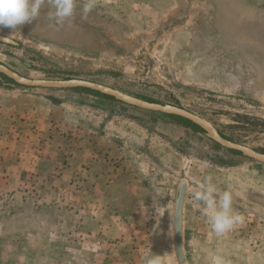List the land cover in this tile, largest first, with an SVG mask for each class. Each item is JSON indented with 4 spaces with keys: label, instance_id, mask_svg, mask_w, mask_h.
Segmentation results:
<instances>
[{
    "label": "rangeland",
    "instance_id": "rangeland-1",
    "mask_svg": "<svg viewBox=\"0 0 264 264\" xmlns=\"http://www.w3.org/2000/svg\"><path fill=\"white\" fill-rule=\"evenodd\" d=\"M86 3L74 0L72 16L57 23L51 0H44L31 22L0 27V35L16 43L0 42V63L30 78L83 79L182 107L227 139L264 152V0H94L85 15ZM8 84L1 87L58 103L63 113L57 116L85 114L83 127L100 131L99 121L108 118L116 142L127 144L133 173L122 181L126 203L113 211L101 201L84 213L63 210L49 181L43 189L25 183L3 195L0 264H145L148 254L176 264L171 214L179 177L190 180L191 195L207 176L221 192H237L244 187L228 185L227 171L245 162L264 170V163L218 149L158 113L120 102H105L107 111H100L95 103L103 101L90 94ZM86 98L94 105L78 102ZM257 200L264 203V196ZM243 203L233 199L234 212ZM11 207L16 212L5 211ZM190 207L183 205L186 264H212L217 255L226 264H264L263 210L257 231L236 225L218 235L201 210ZM246 235L250 243L241 242Z\"/></svg>",
    "mask_w": 264,
    "mask_h": 264
},
{
    "label": "crops",
    "instance_id": "crops-1",
    "mask_svg": "<svg viewBox=\"0 0 264 264\" xmlns=\"http://www.w3.org/2000/svg\"><path fill=\"white\" fill-rule=\"evenodd\" d=\"M1 86L0 207L3 195L14 194L25 183H39L37 188L43 189L44 181H49L53 187V192L62 201L63 210L73 208L76 213H84L87 209L97 208L100 201L105 209L112 210L121 200L126 203L124 196L128 194V188L122 181L131 179L133 168L125 159L127 144L116 142L115 133L107 126L108 118L99 121L100 131L89 125L83 127L80 122L85 120V114L78 113L74 120L69 114L68 117L57 116L55 112L61 110L63 113V110L58 103L43 99L44 95L43 98L30 96ZM11 98L13 101H9ZM87 99L88 102L93 100ZM95 104L100 111H107L105 102ZM117 133L118 141L121 137L126 139L124 131ZM233 168L236 171L225 173L226 183L232 186L241 183L244 187L243 191L230 190L233 199L244 201L236 211L244 220L237 226L257 231L260 210L264 214V203L257 200L264 196V186L260 185L264 170L260 165L248 162ZM187 192L185 208L188 203L189 210L190 206H194L193 211L201 210L202 202L196 203L189 189ZM114 197H119L116 205ZM241 238V242H251L249 235Z\"/></svg>",
    "mask_w": 264,
    "mask_h": 264
},
{
    "label": "water",
    "instance_id": "water-1",
    "mask_svg": "<svg viewBox=\"0 0 264 264\" xmlns=\"http://www.w3.org/2000/svg\"><path fill=\"white\" fill-rule=\"evenodd\" d=\"M0 42L5 44L16 45L14 41L2 35H0ZM0 74L12 80L17 85L24 87H35L45 89L85 88L96 91L106 96L113 97L116 101L120 103L133 106L142 110L158 114L182 117L199 126L204 131V135L219 146L240 152L242 155L248 158L264 163V153L256 151L255 149H252L246 145L231 141L223 137L222 134L213 126L211 122L182 107L167 103L150 102L142 98H138L136 96L125 93L117 88L83 79L30 78L18 73L17 71L9 68L8 66L2 63H0ZM190 183V180L186 176H180L177 180L174 190L171 214V229L172 246L174 250L176 264H186L183 251V205L186 193L191 185Z\"/></svg>",
    "mask_w": 264,
    "mask_h": 264
},
{
    "label": "clouds",
    "instance_id": "clouds-1",
    "mask_svg": "<svg viewBox=\"0 0 264 264\" xmlns=\"http://www.w3.org/2000/svg\"><path fill=\"white\" fill-rule=\"evenodd\" d=\"M44 0H0V27L15 29L34 20L40 12ZM55 12L51 14L57 23L71 17L74 10V0H51ZM94 7V0H88L83 7L85 15ZM193 198L202 202L201 212L208 218L212 230L216 234H224L237 224L243 223L244 217L234 212L232 208L233 195L229 190L220 191L213 183L212 177L207 176L198 183ZM145 264H164L161 255L148 254ZM212 264H226L221 256H214Z\"/></svg>",
    "mask_w": 264,
    "mask_h": 264
},
{
    "label": "trees",
    "instance_id": "trees-1",
    "mask_svg": "<svg viewBox=\"0 0 264 264\" xmlns=\"http://www.w3.org/2000/svg\"><path fill=\"white\" fill-rule=\"evenodd\" d=\"M8 83H10V84H14V85H17L16 83H14L12 80H10V79H8L7 77H5L4 75H2V74H0V86L1 85H3V84H8ZM52 90V89H51ZM61 91H66V90H61ZM67 91H74V92H76V93H85V94H90V95H93V96H96V97H98L99 99H101V101H103V102H114V103H116V102H118V101H116L113 97H110V96H106V95H103V94H100V93H98V92H96V91H93V90H90V89H85V88H79V89H68ZM85 98V97H84ZM87 99V98H86ZM79 101V103H81V104H86V105H88V106H93L94 104H92V103H90V102H88V101H86L85 99H82V100H80V99H78ZM144 100H147V99H144ZM147 101H150V100H147ZM150 102H154V101H150ZM161 116H163V117H166V118H168V120L169 121H172L175 125H177V126H180V127H182L184 130H186V131H189L190 133H193V134H202V135H204V131L199 127V126H197L196 124H194V123H192L191 121H189V120H187V119H184V118H182V117H179V116H174V115H166V114H160ZM223 136V135H222ZM223 137H225V136H223ZM226 138V137H225ZM209 142H210V144H213V145H215V146H217V148L218 149H224L225 151H227L228 153H230V154H232V155H241V153L240 152H237V151H234V150H230V149H226V148H223V147H221V146H219L218 144H216L215 142H213V141H211L210 139H207ZM262 153H264V152H262ZM35 194H37V193H35ZM34 194V195H35ZM37 197H40L39 195L37 196ZM14 198V197H13ZM13 198L11 199L13 202H15V200H13ZM6 206V205H5ZM5 206H3L1 209V211H3L4 210V208H5ZM34 208V207H33ZM35 208H38V204H37V206H35ZM34 208V209H35ZM45 208L47 209H49V210H53V207L49 204V203H47V205H45ZM47 209V210H48ZM55 209V208H54ZM0 211V212H1ZM6 212H10V213H13V212H16V210L14 209V208H10V209H7V210H5ZM0 239H1V237H0ZM6 264H8V263H6Z\"/></svg>",
    "mask_w": 264,
    "mask_h": 264
}]
</instances>
